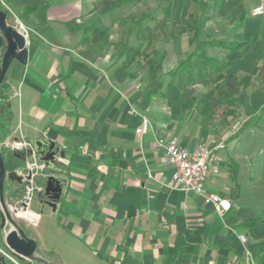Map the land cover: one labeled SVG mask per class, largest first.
Masks as SVG:
<instances>
[{
	"label": "crops",
	"instance_id": "crops-1",
	"mask_svg": "<svg viewBox=\"0 0 264 264\" xmlns=\"http://www.w3.org/2000/svg\"><path fill=\"white\" fill-rule=\"evenodd\" d=\"M1 1L28 29L27 59L13 60L6 74L13 113L7 138L31 141L40 160L50 143L60 153L55 163L45 162L47 172L62 181L57 209L39 193L28 209L35 220L19 217L37 252L55 264H264V221L250 225L253 208L230 197L222 137L215 127H204L196 107L183 109L186 98L207 88L170 84L168 72L194 49L190 34L173 39L170 24L164 26L151 54L161 63L156 71L143 60L138 68L136 51L118 47L137 45L130 17L150 13L160 19L169 3L172 17L179 18L186 0ZM199 1L206 8V39L243 44L231 54L211 47L209 55L228 56L238 76L252 74L239 99L246 114L261 111L264 14L252 11L264 0ZM191 11L199 14V6ZM143 116L151 127L139 134ZM170 136L189 151L201 143L213 149L220 173L206 187L228 196L230 211L220 214L201 196L172 187L174 167L156 142ZM5 165L8 204L22 195L16 170L24 165Z\"/></svg>",
	"mask_w": 264,
	"mask_h": 264
},
{
	"label": "trees",
	"instance_id": "trees-1",
	"mask_svg": "<svg viewBox=\"0 0 264 264\" xmlns=\"http://www.w3.org/2000/svg\"><path fill=\"white\" fill-rule=\"evenodd\" d=\"M37 6V4L28 6L25 13L35 10ZM197 6L200 9L199 14L191 11ZM0 9H3L1 5ZM205 12L206 8L201 6L199 0H186L182 15L179 18L172 17L169 3L162 7L163 16L160 19L150 13L132 16L130 19L133 25L129 27V33L135 36L137 45L131 47L128 42H120L118 47L128 51V54L136 51L139 57L138 68L143 67V60L149 64L153 71H156L161 68V63L156 62L151 54L155 52L153 49L155 41L161 35H165L164 26L170 24L169 35L173 39L184 33L190 34V44L194 46L193 51L180 60L177 66L168 72V75L172 79L171 86L176 81L179 86L202 84L207 88L205 92L199 95L186 98L183 109L196 107L203 118L204 127L208 129L215 127L218 118H220L221 123H227L230 116L235 118L241 114L242 103L239 95L251 85L252 74L238 76L232 72L233 68L228 56L219 58L209 55L208 49L211 47L226 49L231 54L238 51L243 44L228 42L227 40L206 39L204 37ZM149 22H153V25ZM0 51L2 56L4 48ZM7 88L5 77L0 86V143L9 136L13 118ZM262 118H264V108L258 117V121ZM244 124L255 125L256 123L245 121ZM0 150L5 163L12 162L16 166L25 164L26 155L24 152L9 150L1 144ZM239 169V163L231 159L229 170L231 179L235 184ZM253 210L255 216L249 224L254 225L258 221H264V217L256 209L253 208ZM261 247L264 250V244Z\"/></svg>",
	"mask_w": 264,
	"mask_h": 264
},
{
	"label": "built area",
	"instance_id": "built-area-1",
	"mask_svg": "<svg viewBox=\"0 0 264 264\" xmlns=\"http://www.w3.org/2000/svg\"><path fill=\"white\" fill-rule=\"evenodd\" d=\"M1 6L7 12L8 18H13V25L27 37L28 29L23 25L13 9L4 1H1ZM252 14H264V5L259 4L254 7ZM150 127V119L147 116H143L141 125L136 129V132L139 134L147 133ZM156 142L158 145L165 147L168 160L174 167L171 180L172 187L183 190L186 193H194L201 196L205 203L213 204L220 214L231 210L232 202L228 196L212 192L206 187V181L220 173L219 160L213 149L201 143L192 151L186 150L180 145L179 139L175 136L157 137ZM1 145L9 150L22 151L26 155L24 166L16 170V175L23 184V194L18 200L8 203L7 209L16 217H21V215L22 217L29 216L32 220H35L36 215L28 211L29 206L37 194L44 193L46 180L52 174L47 172L46 163L39 159L31 141L7 138ZM0 210H2L5 217L6 213L1 202ZM11 228L6 226L3 228L2 237L4 241L6 234ZM241 240H246L245 235H241ZM2 244L3 246L0 244V257L14 264H23L21 261L23 258L14 255L5 243Z\"/></svg>",
	"mask_w": 264,
	"mask_h": 264
},
{
	"label": "rangeland",
	"instance_id": "rangeland-1",
	"mask_svg": "<svg viewBox=\"0 0 264 264\" xmlns=\"http://www.w3.org/2000/svg\"><path fill=\"white\" fill-rule=\"evenodd\" d=\"M12 23L14 24V22ZM134 43L135 41H133ZM261 112L262 110H256V113L250 116L241 107V114L235 118L230 116L227 123H221L219 121L220 118H218L215 130L222 137V144L219 150L224 151L223 161L225 164L230 167V160L233 159L240 165L236 184L229 176L232 186L230 197L241 206H249L256 209L264 217V118L258 121ZM245 121H251L256 124L247 125L244 124ZM40 198L44 199V195L41 194ZM0 212V244L3 246L2 230L5 226L11 228V223L5 216L6 224L2 227V215L4 214L2 210ZM11 216L17 223H20L21 219L19 217L13 214ZM37 255L48 259V257L39 252H37ZM23 264L38 263L23 258Z\"/></svg>",
	"mask_w": 264,
	"mask_h": 264
},
{
	"label": "water",
	"instance_id": "water-1",
	"mask_svg": "<svg viewBox=\"0 0 264 264\" xmlns=\"http://www.w3.org/2000/svg\"><path fill=\"white\" fill-rule=\"evenodd\" d=\"M8 14L5 10L0 9V86L6 77L8 69L13 60L24 62L27 59L28 49L25 35L20 32L14 25L8 22ZM59 152L55 149V144L50 143L47 151H40L41 160L55 163ZM63 156V153H61ZM8 178L7 170L3 155L0 150V202L5 210L6 217L11 223L12 228L5 236L6 246L19 258H24L39 264H55L47 259L37 255V242L29 237L25 230L18 225L7 209L5 200V182ZM63 192L62 181L55 175H50L45 183L44 202L57 209L59 200ZM6 224V218L2 216V227ZM0 264H4V259L0 257Z\"/></svg>",
	"mask_w": 264,
	"mask_h": 264
},
{
	"label": "bare ground",
	"instance_id": "bare-ground-1",
	"mask_svg": "<svg viewBox=\"0 0 264 264\" xmlns=\"http://www.w3.org/2000/svg\"><path fill=\"white\" fill-rule=\"evenodd\" d=\"M21 217H22V215H21ZM28 218H30V217L28 216Z\"/></svg>",
	"mask_w": 264,
	"mask_h": 264
}]
</instances>
